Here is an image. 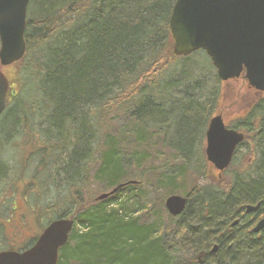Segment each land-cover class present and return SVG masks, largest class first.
<instances>
[{"label":"trees","instance_id":"16d2710c","mask_svg":"<svg viewBox=\"0 0 264 264\" xmlns=\"http://www.w3.org/2000/svg\"><path fill=\"white\" fill-rule=\"evenodd\" d=\"M176 1L30 0L22 69L6 74L0 187L12 191L7 216L24 199L38 235L75 221L59 264H194L201 253L203 264H264V234L225 230L241 206L261 202L264 216V97L247 115L259 117L253 161L231 166L226 186L211 183L206 132L223 82L204 51L173 55ZM244 122L232 128L252 134ZM21 138L31 152L8 157L5 145ZM188 181L180 216L152 214L146 186L165 190L164 208ZM97 183L100 196L127 185L98 200Z\"/></svg>","mask_w":264,"mask_h":264},{"label":"water","instance_id":"95a60500","mask_svg":"<svg viewBox=\"0 0 264 264\" xmlns=\"http://www.w3.org/2000/svg\"><path fill=\"white\" fill-rule=\"evenodd\" d=\"M30 0H0V64L10 67L24 59L25 33ZM169 28L173 55L188 57L204 51L211 59L220 81L238 80L244 75L250 88L264 92V0H177ZM9 81L0 69V116L8 107ZM207 160L220 174L232 163L245 135L228 129L222 115L211 118L206 133ZM127 184L109 193L116 194ZM187 197L172 195L165 201L170 216L178 217L187 208ZM259 207V206H258ZM258 207H248L252 212ZM75 221L70 218L51 222L36 243L24 250L0 252V264H59L60 250L69 242ZM264 229V219L254 228ZM215 245L212 252L216 253ZM205 254L197 257L201 262Z\"/></svg>","mask_w":264,"mask_h":264},{"label":"rangeland","instance_id":"374dc122","mask_svg":"<svg viewBox=\"0 0 264 264\" xmlns=\"http://www.w3.org/2000/svg\"><path fill=\"white\" fill-rule=\"evenodd\" d=\"M22 61L11 66L4 68L0 65V69L5 72V74H13L15 73H20L22 69ZM19 83L17 87L21 90L22 88V80L19 78ZM14 90H17L16 88ZM15 92V91H14ZM257 92L253 91L251 88H249L248 83L243 79L235 80V81H229L227 83L223 82L221 86V101L218 106V112L219 114L223 115L225 119L228 121H232L233 119H237L240 115L243 114L244 111H246L247 107L249 106L248 104H253L254 101H256L258 94ZM237 117V118H236ZM10 124H8L5 128L4 133H2V136L0 137V140L3 139L6 135H8V132L10 131ZM119 126L123 127L124 122H120L114 125L115 128H119ZM2 141V140H1ZM249 142H246V147H242L240 149V152L237 155V158L235 160L234 165H242L246 166L248 164L247 162V147H248ZM4 146V145H3ZM6 146V150H9V156L14 157V153H20L19 150H16L18 148L24 149V153H29L31 152L32 146L30 145V142L27 138H21L19 141L12 140L10 141ZM7 158V155L3 153L2 149L0 148V166L2 163H4V160ZM237 167H233L235 170H237ZM1 169V167H0ZM218 172L215 171L214 169V174L212 175V179H210L211 183L220 185V187L224 186L227 181V176L224 174L221 177H218ZM229 174V172H228ZM222 179L221 183H216L219 182V180ZM213 180V181H212ZM216 181V182H215ZM225 182V183H224ZM192 184H189L185 187L184 190H180L177 192V195L186 197V194L184 192H190ZM93 190L95 192L96 196H100L101 193L106 192L101 185L94 184ZM144 193H145V201L150 203L149 207L152 209V214L155 216L158 210H161V214L165 215L166 208L164 207H159L156 208L161 199L166 197V192L162 188H159L156 183L154 186H146L144 188ZM12 197V191L10 189H7L6 187H0V246L1 248L8 247L12 243V234L15 236L16 233L22 232L24 230L30 232L28 233L29 235V242L30 244L34 243L36 239H33L35 236L38 235L39 229L37 224L32 222L30 220V213L29 209L24 213L25 218L22 220V222L18 225L14 224L12 220V212L9 214V217L6 214L7 211V206L6 208L4 207L3 203L5 200L8 198ZM18 199H15L14 201L19 202L20 205H22V199H20L18 196L16 197ZM166 200V198H165ZM10 202L13 200L10 199ZM9 203V202H8ZM13 205V204H12ZM12 205H8V207L11 209ZM27 206V204H25ZM165 206V205H164ZM29 208V207H28ZM3 228V230H2ZM3 233V235H2ZM40 235V234H39ZM38 235V236H39ZM34 240V241H33Z\"/></svg>","mask_w":264,"mask_h":264},{"label":"flooded vegetation","instance_id":"af4514ba","mask_svg":"<svg viewBox=\"0 0 264 264\" xmlns=\"http://www.w3.org/2000/svg\"><path fill=\"white\" fill-rule=\"evenodd\" d=\"M253 91L257 92L256 94H258L256 101H254L253 104H248L249 106L247 107L246 111H244L243 114L240 115L238 118L236 117L237 119H235V120L233 119L232 121H228L222 115L223 116V119H224V122H225V125H226V127L228 129H232V130L238 131V132L243 133L245 135V140L237 147V149L235 151V154L233 156L232 163L229 166V168L231 166L232 167L238 166L237 167L238 169L236 171H238L240 168H243L244 169V164L242 165V163H240V165H238V164L237 165H234V163H235V160L237 158L238 153L240 152V149L242 147H244L242 145L246 141L247 137L249 138V141H248L249 142V144H248V147L249 148L247 147L248 151H247V154H246V156H247V162L253 161L252 160L253 158L251 159L250 157H253L254 151L252 150V148H250V146L251 147H254V144L256 143L255 137L258 134L259 117L254 116V117H256L254 119L253 116H247V115H248V112L249 111H252L254 109L256 103L258 102V100H260L262 97H264V92H259V91H256V90H253ZM240 121H241V123L243 121H245L244 124H245L246 128H251V129H254V130H257V131L254 132V130H252L253 131L252 134H247L244 131H239V130L233 129L232 128V124L233 123H240ZM258 137H259V134H258ZM206 144H207V139H206ZM205 147H206V145H205ZM214 169L217 172V169L216 168H214ZM228 169L225 170V172H223L222 174H219L218 173L217 174L218 177H221L224 174H226V176H227ZM231 173L232 172H229V175ZM210 179H212V178H210ZM221 181H222V179H221ZM221 181H219V182H216L215 181V182L216 183H221ZM215 185H217V184H215ZM225 186H226V184H225ZM259 203H261V202H259ZM25 204L26 203H25L24 199H22V205H20L19 202H16V201L14 202V206L12 208V220H13L14 224H16V225L20 224L22 222V220L25 218L24 213L27 211V207H26ZM252 206L255 207L252 204H249V205L247 204V205L241 206L238 209V212H237L238 215H237V217H235L234 219H232L231 221H229V223H227L226 229H225L226 232H231V231H234V230L244 231L245 229H247L250 226H251V229L250 230H251V232H253V228L256 227L257 224L262 219H264V216L263 217H260L259 214H258L259 213V210L261 208V205H260V208L258 209V211H256V212H248L247 211V208L248 207H252ZM28 233H30V232L24 230L22 232L16 233L15 236L12 234V243L9 245L8 249L3 250V251L23 252L24 250L28 249L32 245V243L30 244V242H29V235H28ZM263 234H264V229L260 233H258L257 235H258V237H260ZM213 248H212V250H213ZM218 248H219V246H218ZM212 250L210 251V253L215 254V253L212 252ZM3 251H0V252H3ZM217 251H218V249H217ZM217 251H216V253H217ZM201 254H203V253H201ZM204 254H205V256H204V258H205L207 254L206 253H204ZM199 256H197V257H199ZM197 257L195 258V260H194L193 263L194 264H203L204 263V258H203V260L201 262H198L196 260Z\"/></svg>","mask_w":264,"mask_h":264},{"label":"bare ground","instance_id":"6f19581e","mask_svg":"<svg viewBox=\"0 0 264 264\" xmlns=\"http://www.w3.org/2000/svg\"><path fill=\"white\" fill-rule=\"evenodd\" d=\"M256 205H257V204H256ZM256 205H254V206H255V207H258V206H259V207H258V209H259V208H260V205H261V203H258V205H257V206H256ZM252 207H253V206H252ZM255 207H254V208H255ZM258 209H257V210H255V211H252V212H256V211H258ZM262 220H263V219H262ZM262 220H261V221H262ZM258 224H259V223H258ZM258 224H257V225H258ZM254 228H255V227H254ZM254 228H253V233L257 235L258 233H255V232H254ZM261 231H262V230H261ZM261 231H260V232H261ZM260 232H259V233H260Z\"/></svg>","mask_w":264,"mask_h":264}]
</instances>
